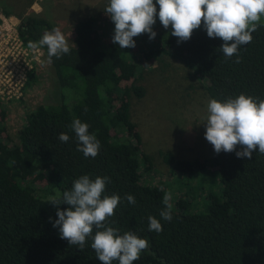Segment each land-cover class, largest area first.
I'll return each mask as SVG.
<instances>
[{"label":"trees","instance_id":"16d2710c","mask_svg":"<svg viewBox=\"0 0 264 264\" xmlns=\"http://www.w3.org/2000/svg\"><path fill=\"white\" fill-rule=\"evenodd\" d=\"M107 6L102 15H107ZM99 16L77 22L69 53L49 63L48 49L42 48L53 77L51 101L25 116L14 142H0V264H101L90 239L80 251L60 239L59 229L53 227L57 208L49 204V197L60 198L83 175L93 180L109 177L103 195L121 198L108 226L149 241L148 251L134 264H264V154L253 152L249 160L237 158L235 152L217 154L213 148L206 159L177 162L163 154L170 165L171 189L182 194L170 201L172 220L164 221L159 213L166 190L141 179L151 164L140 149L129 101L131 95L140 99L144 94L138 84L136 52L147 62L178 61L204 81L209 101L224 102L241 94L264 100V24H258L250 44L227 59L217 51L223 41L209 38L203 23L188 41L178 44L169 34L171 27L165 30L157 17L154 40L141 34L133 38L135 48L122 49L112 42L115 25L110 17L108 42L96 37ZM16 18L25 46L54 28L36 16ZM36 81L31 71L23 91ZM76 118L87 123L100 142L95 158L77 151L75 133L69 128ZM3 119L0 108V134ZM60 133L69 135L67 143L58 139ZM213 172L218 183L209 175ZM127 194L135 197L134 205L125 199ZM203 200V210L194 212L193 203L201 205ZM67 208L60 205V210ZM149 216L160 221L162 232L148 231Z\"/></svg>","mask_w":264,"mask_h":264},{"label":"clouds","instance_id":"9594fccd","mask_svg":"<svg viewBox=\"0 0 264 264\" xmlns=\"http://www.w3.org/2000/svg\"><path fill=\"white\" fill-rule=\"evenodd\" d=\"M105 13L115 25L112 42L122 49L135 48L133 38L141 34H148L149 40H154L157 33L153 26L158 17L165 30L171 27L169 34L177 38L178 44L188 41L193 31L203 23L209 38L223 41L217 51L230 59L237 55L241 46L251 43L252 33L264 17V0H109ZM28 46L32 49L46 46L49 63L53 57L60 58L70 51L59 28L45 32L38 42L30 41ZM236 62H240L239 57ZM207 112L205 139L217 154L221 151L235 152L237 158L249 160L253 152L264 154V100L244 94L224 102L211 99ZM89 127L78 118L69 125L77 139V151L82 152L85 158H95L101 145L96 135L89 132ZM58 139L67 143L70 137L60 133ZM237 146H240V151H236ZM110 182L109 177L93 180L83 175L75 179L71 190L64 191L60 198L49 197V204L57 208L58 219L53 227L59 229L60 239L67 240L70 246H77L80 251L90 239V247L101 264H113L114 261L134 264L142 252L148 251L149 241L132 231L120 234L119 229L108 226L107 221L121 203L118 195H103L106 184ZM125 199L131 205L136 203L131 194H127ZM170 201L171 193L167 192L163 197L164 207L159 213L161 219L168 222L172 220ZM60 205L68 208L60 210ZM148 222L149 232L163 231L155 217L149 216Z\"/></svg>","mask_w":264,"mask_h":264},{"label":"rangeland","instance_id":"374dc122","mask_svg":"<svg viewBox=\"0 0 264 264\" xmlns=\"http://www.w3.org/2000/svg\"><path fill=\"white\" fill-rule=\"evenodd\" d=\"M30 1L0 0V13L9 12L14 18L20 15L44 19L61 30L69 46L73 45L77 22L99 14L94 26L96 37L106 43L111 36L109 17L101 14L109 0H32L28 6ZM260 23L264 24V17ZM134 57L140 72L138 84L144 89V94L140 99L131 95L130 120L138 133L140 149L149 156L151 164L141 179L150 185H161L166 193H171L172 201L182 194L171 189L170 165L164 162L163 154H171L175 162L192 161L208 158L213 150L205 139L209 103L203 89L205 83L178 61L163 58L161 63L147 62L141 60L138 52ZM34 71L37 81L23 91L20 99L0 103L4 112L1 122L4 130L0 134L2 143L14 142L25 116L36 106L51 101L49 92L53 77L46 59ZM209 175L217 182L216 173ZM210 188L216 191L211 179ZM204 203V200L201 205L193 203V211L201 212Z\"/></svg>","mask_w":264,"mask_h":264},{"label":"built area","instance_id":"2783aa9c","mask_svg":"<svg viewBox=\"0 0 264 264\" xmlns=\"http://www.w3.org/2000/svg\"><path fill=\"white\" fill-rule=\"evenodd\" d=\"M17 25L18 19L0 13V103L20 99L28 74L45 61L42 48L23 45Z\"/></svg>","mask_w":264,"mask_h":264}]
</instances>
